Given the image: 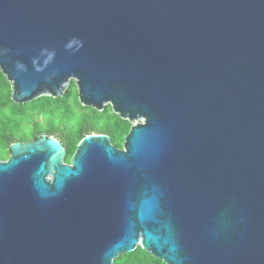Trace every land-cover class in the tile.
Listing matches in <instances>:
<instances>
[{"label":"water","instance_id":"obj_1","mask_svg":"<svg viewBox=\"0 0 264 264\" xmlns=\"http://www.w3.org/2000/svg\"><path fill=\"white\" fill-rule=\"evenodd\" d=\"M0 70L131 123L10 144L0 264H264V0H0Z\"/></svg>","mask_w":264,"mask_h":264},{"label":"trees","instance_id":"obj_2","mask_svg":"<svg viewBox=\"0 0 264 264\" xmlns=\"http://www.w3.org/2000/svg\"><path fill=\"white\" fill-rule=\"evenodd\" d=\"M131 123L107 105L102 111L83 106L74 81L58 97L40 96L30 102L15 103L11 85L0 70V160H7L14 142L36 140L40 135L54 136L66 150L64 161L70 163L80 140L88 134L110 137L112 145L122 148ZM114 264H166L138 246L131 253L120 254Z\"/></svg>","mask_w":264,"mask_h":264}]
</instances>
